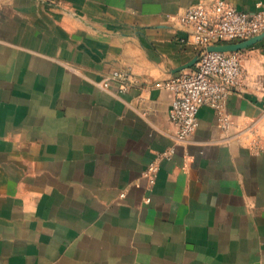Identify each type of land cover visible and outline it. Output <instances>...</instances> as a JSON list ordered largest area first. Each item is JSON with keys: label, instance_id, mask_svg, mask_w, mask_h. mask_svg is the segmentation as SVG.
<instances>
[{"label": "crops", "instance_id": "0c3cea01", "mask_svg": "<svg viewBox=\"0 0 264 264\" xmlns=\"http://www.w3.org/2000/svg\"><path fill=\"white\" fill-rule=\"evenodd\" d=\"M212 1L0 0V264H264V39L227 128L202 106L179 141L160 86Z\"/></svg>", "mask_w": 264, "mask_h": 264}, {"label": "built area", "instance_id": "2783aa9c", "mask_svg": "<svg viewBox=\"0 0 264 264\" xmlns=\"http://www.w3.org/2000/svg\"><path fill=\"white\" fill-rule=\"evenodd\" d=\"M178 22L190 30L191 43L196 51L192 66L183 68L160 83L173 93L169 118L176 127L179 141L187 139L197 126V114L202 106L211 107L222 128L231 124L224 110L227 94L242 85V49L233 51L208 50L209 46L235 43L264 32V8L241 10L226 0H213L197 5L177 16ZM111 77L124 80L119 70ZM109 80L102 81L108 87ZM125 86L121 85V89ZM158 165L151 162L145 173L151 182Z\"/></svg>", "mask_w": 264, "mask_h": 264}, {"label": "water", "instance_id": "95a60500", "mask_svg": "<svg viewBox=\"0 0 264 264\" xmlns=\"http://www.w3.org/2000/svg\"><path fill=\"white\" fill-rule=\"evenodd\" d=\"M262 39H264V32H262L258 35L252 36V37L245 39L243 41H240V42L212 45V46L208 47V50H217V51L240 50V49H244V48H246V47L254 44L257 41L262 40ZM195 60H196V58L194 59V62H195ZM186 67H188V66H183L181 69L186 68Z\"/></svg>", "mask_w": 264, "mask_h": 264}]
</instances>
